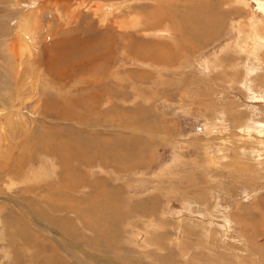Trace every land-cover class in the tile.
<instances>
[{
    "label": "rangeland",
    "instance_id": "374dc122",
    "mask_svg": "<svg viewBox=\"0 0 264 264\" xmlns=\"http://www.w3.org/2000/svg\"><path fill=\"white\" fill-rule=\"evenodd\" d=\"M257 1L0 0V264H264Z\"/></svg>",
    "mask_w": 264,
    "mask_h": 264
},
{
    "label": "bare ground",
    "instance_id": "6f19581e",
    "mask_svg": "<svg viewBox=\"0 0 264 264\" xmlns=\"http://www.w3.org/2000/svg\"><path fill=\"white\" fill-rule=\"evenodd\" d=\"M247 1V0H246ZM258 2V1H257ZM258 5H259V7H260V9L264 12V0H260L259 2H258ZM256 17V16H255ZM250 22V21H249ZM254 31H257L256 30V28L254 29ZM258 32V31H257ZM256 32V33H257ZM255 33V32H254ZM255 35V34H254ZM250 38V37H249ZM263 40V39H262ZM251 42V41H250ZM62 44V43H61ZM84 44V43H83ZM254 44V43H253ZM76 45V44H75ZM64 46H67L66 44L64 45ZM70 46V45H69ZM55 47V46H54ZM53 48V47H52ZM56 49V48H55ZM66 48H64V50H65ZM255 49V48H254ZM61 50V49H60ZM252 50V49H251ZM75 51V50H74ZM73 51V52H74ZM71 52H72V50H71ZM71 52L70 51H64L62 54H59V55H57V54H55V53H59V52H55L54 54V58H52L51 60H54V61H52V62H55V64H62L63 66H64V64H68V61L70 60V58L73 56L72 54H71ZM77 52V51H76ZM78 54V53H77ZM137 54V53H136ZM72 55V56H71ZM69 57V58H68ZM74 57V56H73ZM56 60V61H55ZM50 61V59L47 61V59H46V62H45V65H46V63H47V65H48V67L51 65V63H49L48 64V62ZM69 65V64H68ZM52 66V65H51ZM50 69V68H49ZM52 72H56V70H55V66H52L51 67V69H50ZM254 96H257V95H254ZM45 102L47 101V100H44ZM47 103V102H46ZM46 105V104H45ZM47 106H45V108H46ZM39 108V107H38ZM61 108H63V107H61ZM65 109V108H64ZM66 109H67V107H66ZM46 110H47V108H46ZM49 110V109H48ZM68 110V109H67ZM66 111V110H65ZM75 111V110H74ZM98 111V110H97ZM73 112V111H72ZM71 112V113H72ZM68 116H70V113L69 112H65ZM74 115V114H73ZM63 116H65V114H63ZM67 117V116H66ZM92 117V116H91ZM101 119V118H100ZM108 119V118H107ZM83 120V119H82ZM102 121H104V120H102ZM103 124V123H102ZM104 124H106L105 122H104ZM254 124V123H253ZM253 124H252V126H250V125H248L249 127H251L250 129L253 131H255V129H254V126H255V124H254V126H253ZM82 125V124H81ZM85 125V124H84ZM91 125V124H90ZM94 125H96V123H94ZM92 126V125H91ZM96 127V126H95ZM258 127H259V125H258ZM260 127H261V125H260ZM259 127V128H260ZM248 128V127H247ZM262 129H264V128H262ZM258 129L256 128V131H257ZM255 131V132H256ZM74 132V131H73ZM246 132V131H245ZM247 132H248V129H247ZM258 132V131H257ZM256 132V133H257ZM261 132H264V130H261ZM95 138H97V137H95ZM98 140V139H97ZM108 140V139H107ZM110 140V139H109ZM101 141V140H100ZM83 142V141H82ZM85 142V141H84ZM260 142H262L263 144H264V138L262 137V138H260ZM93 143V140L90 138V141H87L86 140V144H92ZM95 144H97V141L95 142ZM82 143H79V141L77 140V138H75L74 139V137L73 138H71L70 136L68 137V138H66V139H64V140H52V142H49L48 143V145H46V149L44 150V152L46 153V152H49V153H51L52 152V155L54 156V158H55V161L58 163V165H59V167H61V168H64V171L66 172V170H67V173L71 176V174L73 173V168H75L74 170L76 171V166H78L79 164H82L83 163V161H84V159H85V152L83 151V150H81L82 149ZM90 147V146H89ZM88 147V148H89ZM104 147V146H103ZM101 148V150H108L109 152H110V150L111 149H109V148ZM98 150H100V149H98ZM90 151V150H89ZM256 151H257V149H256ZM256 151H254V152H256ZM97 152V151H96ZM101 152V151H100ZM90 154V153H89ZM104 154V153H103ZM116 154V153H115ZM257 154V153H256ZM119 156H120V154H118ZM48 156H49V154H48ZM118 156V157H119ZM257 156L258 157H260L261 155H260V153H258L257 154ZM90 158V157H89ZM114 158V157H113ZM94 159V158H93ZM117 159V158H116ZM256 159H258V158H256ZM260 159V158H259ZM113 160V159H112ZM93 161V160H92ZM89 162V161H88ZM117 162V161H116ZM69 164H72L73 166H69ZM86 164H88V163H86ZM82 165H84V163L82 164ZM91 165V164H90ZM69 167V168H68ZM80 167V166H79ZM63 170L62 171H60V174H61V176H60V180L62 181V182H66L67 180H65L66 178L64 177V174H63V172H64ZM74 171V172H75ZM63 174V175H62ZM74 174H77V173H74ZM73 174V175H74ZM65 178V179H64ZM79 184V183H78ZM71 185V184H70ZM77 187H78V185H76ZM81 186V185H80ZM75 188V190L76 189H78V188ZM264 202V201H263ZM70 204V203H69ZM67 206V205H66ZM58 208V207H57ZM56 208V209H57ZM52 209V208H51ZM55 209V210H56ZM64 209V208H63ZM70 209L72 210V209H74V210H77V209H79L78 207H73L72 206V208H71V206H70ZM75 214H76V218L78 219V220H80L81 222L83 221L84 222V226H87V227H89L90 229H93V230H95V233H96V235H98V236H104V237H106V235H105V232L103 231V230H101V225H102V222H101V219H98V218H95L94 217V219H95V223L94 224H96V225H90V222H89V220H88V217L86 216V213H84V214H82V212H80V211H75ZM52 218H54V216L52 217ZM47 219V218H46ZM50 219V218H49ZM56 218H54L53 220L54 221H57V223H61L59 220H55ZM92 219V218H91ZM90 219V220H91ZM103 219V218H102ZM68 221L71 223V220H69L68 219ZM100 221V222H99ZM104 221H106V220H104ZM103 221V222H104ZM74 223V222H73ZM61 225V224H60ZM83 226V227H84ZM67 233H69V232H67ZM98 233V234H97ZM103 237V238H104ZM100 238V237H99ZM37 256V255H36ZM46 257H48V259L50 258L51 259V261L53 262V261H55V260H57V257H56V255H51V256H46ZM49 259V260H50ZM53 264H55V263H53Z\"/></svg>",
    "mask_w": 264,
    "mask_h": 264
}]
</instances>
